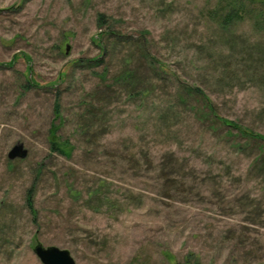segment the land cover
I'll list each match as a JSON object with an SVG mask.
<instances>
[{"label": "rangeland", "instance_id": "374dc122", "mask_svg": "<svg viewBox=\"0 0 264 264\" xmlns=\"http://www.w3.org/2000/svg\"><path fill=\"white\" fill-rule=\"evenodd\" d=\"M218 1L0 0V264H264V142L217 118L264 136V40Z\"/></svg>", "mask_w": 264, "mask_h": 264}, {"label": "trees", "instance_id": "16d2710c", "mask_svg": "<svg viewBox=\"0 0 264 264\" xmlns=\"http://www.w3.org/2000/svg\"><path fill=\"white\" fill-rule=\"evenodd\" d=\"M208 16V20L209 22H211L212 24L216 25L217 27L223 29V30H228L229 28L237 25V24H241L244 22H251L253 28L255 29V31L257 33H260L263 36V40H264V0H219L216 4V6L212 9H210L207 13ZM101 16L98 20V22L100 23V25L103 24V20H102ZM147 33H143L141 35L140 33V43L137 45L142 52L144 53V55H148V51L146 48L145 43H143V39L145 40L144 36H146ZM113 37L115 39H126L127 37L121 35L120 33H116V32H110V33H100L98 34L97 40L101 41L102 39H104L105 37ZM143 38V39H141ZM132 39V38H129ZM99 47L102 49V47L99 45ZM103 56V55H102ZM150 58V61L157 66V68L160 70V72H162L163 74H171V71L168 70V68L163 65L160 64L157 60H155L154 58ZM89 63H94V64H98L97 66H100L104 63V58H100L97 57L94 60L88 61ZM223 72L225 74H229L231 71L228 68H225L223 70ZM132 73L128 70L124 72V75H121V79L123 80H128L132 78ZM27 86L31 87V86H36V84L34 83V81L32 80V78L29 80L27 79L26 81ZM189 95H193L195 96V98H199L200 103H202V105L200 106V110L201 108H206L208 111H210V114H214L213 110L214 107L212 106V104L210 103V101L208 100V97L205 95V93L200 90L199 88H189ZM54 112H55V117H59L61 112H60V104L57 101L55 106H54ZM217 118L218 123L223 124L224 126H227L229 128H234V129H238L241 134L245 137H249L252 140L255 141H262L264 142V136L261 134H256L254 132H247L244 130H241L234 125V123L232 122H228L225 121L223 119H220L218 116ZM60 119V117H59ZM57 131H58V127L57 125H54V128L51 129L50 134L51 137L53 138L54 141H52L51 146L53 151H58L61 153L66 152V147L68 142H65L64 144L59 143L57 140Z\"/></svg>", "mask_w": 264, "mask_h": 264}, {"label": "water", "instance_id": "95a60500", "mask_svg": "<svg viewBox=\"0 0 264 264\" xmlns=\"http://www.w3.org/2000/svg\"><path fill=\"white\" fill-rule=\"evenodd\" d=\"M28 151L22 143L16 144L8 154V158L13 161L16 159H25ZM34 253L43 264H77L68 250H63L55 246L44 247L37 245Z\"/></svg>", "mask_w": 264, "mask_h": 264}]
</instances>
